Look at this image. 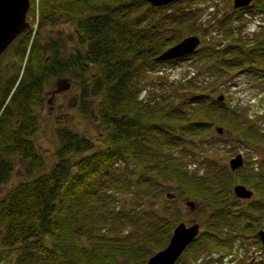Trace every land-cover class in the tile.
<instances>
[{
	"label": "trees",
	"instance_id": "16d2710c",
	"mask_svg": "<svg viewBox=\"0 0 264 264\" xmlns=\"http://www.w3.org/2000/svg\"><path fill=\"white\" fill-rule=\"evenodd\" d=\"M206 1L175 0L157 6L144 0L29 1L27 13L32 22L35 19L36 29L21 31L0 54V62L14 68L10 75H0V185L9 181L14 165L20 169L19 177L0 192V264L144 261L166 242L171 224L176 222L175 217L160 220L162 223L155 226H142L136 235L129 234L134 226L131 221H137V211H142L144 204H130L129 195L136 180L141 184L155 168L153 172L161 177L176 179L183 186L181 193L197 197L208 207L200 222L202 229L192 241L209 238L232 245L237 239L238 229L231 227L234 212L226 202L229 183L203 178L184 183L178 174L180 166L167 162L172 155L160 139L170 132L179 138L183 135L178 131L191 134L196 130L200 122L193 115L200 114L197 104L202 91L212 89L211 72L193 71L184 80L188 84L179 95L194 90L184 96L186 114L171 105L166 108L170 102H163L164 97L158 104H150L149 98L140 96L143 75L168 60L154 57L188 33L199 32L202 39L186 56H212L220 65L221 55L227 52L231 54L228 61L240 55H256L259 60L264 57V32L262 37L242 40L231 30V14L216 16L215 4ZM209 6L214 11H208V17L202 19L203 9ZM250 8L264 12V0H251L247 6L232 9ZM59 20L71 25L69 35L41 39L36 30ZM223 22L228 26L222 29L229 44L225 47L218 36ZM209 23L213 27L207 30L205 25ZM205 37L213 43L202 45ZM67 41L73 44L66 45ZM241 43L245 44L243 48ZM58 76L76 87L78 111L93 114L100 146L91 149L87 137L66 125L59 127L55 132L58 142L50 150L52 161L47 164L32 139L37 124L35 106L44 103V90ZM258 116V112H252L234 126L240 138L254 141L262 137L264 128L258 125ZM71 154L80 156L73 159ZM119 162L128 163L135 174L126 175L128 194L121 199L109 181ZM257 178L251 187L264 191V172L260 171ZM122 215L128 217L123 221L125 227L119 222ZM184 264L193 263L184 260Z\"/></svg>",
	"mask_w": 264,
	"mask_h": 264
},
{
	"label": "rangeland",
	"instance_id": "374dc122",
	"mask_svg": "<svg viewBox=\"0 0 264 264\" xmlns=\"http://www.w3.org/2000/svg\"><path fill=\"white\" fill-rule=\"evenodd\" d=\"M209 2L215 4L216 16L221 13L231 14V30L233 33L241 35L242 40L262 37L264 32L263 11L258 12L250 8L249 10L234 12L233 7H231V0H207L205 3ZM208 11H214V7H205L201 14L202 19L208 17ZM26 19L30 23L29 27L36 29L35 19L32 22L30 13L26 14ZM212 27V23L205 25L207 30ZM220 28L218 36L222 41V46L225 47L229 44L228 40L224 39L222 35V29L228 28V26L223 22ZM70 30L71 25L69 23L59 20L55 24L40 27L36 31L41 39L46 38L48 40L51 37L68 36ZM197 33L200 36V33ZM200 39H202V36H200ZM204 39L202 45L213 43L209 37ZM72 44L73 42L69 41L66 43V45ZM244 46L245 44L241 43V48ZM230 57V52L222 54V65L218 64L219 61L216 58L207 57V55L200 59L186 55L171 58L156 64L152 69L150 68L140 80L142 87L140 96L145 100L149 98L150 104H158V101L164 97L163 102H170L166 108L171 105L186 114L188 110L186 104L183 103L184 96L192 95L194 90L179 95V92L181 93V90L188 84L184 80L191 76L193 71H208L212 74L210 80L212 89L209 91L205 88L202 91L203 96L198 98L199 102L197 104L200 114L193 115V119L200 122L196 130L194 129L191 134L178 131L183 135L179 138L174 137V133L170 132L167 136H161L160 139L164 141V146L172 155L167 162L180 166L178 167V174L179 177H183L184 183L199 181L197 178L207 179V181L220 179L229 183L228 192L230 195H228L226 202L230 204L231 212H234L232 213L234 220L231 227H237L238 230H235L238 231V233L236 232L237 239L234 240L232 245H221V240H218V242L217 240L210 241L209 238L203 242L195 239L179 255L180 258L177 260V264H184V260L193 264L197 261L201 264H264V245L260 242L258 235L255 236L256 231L264 227V191L251 187L256 180H259L257 174L260 171L264 172V133L261 138L255 137L254 141H249L244 137L240 138L239 130H234V126H238L243 121L244 116H251L252 112L259 113L258 125L264 128V75L261 74L264 72V57L263 60H259L256 55L250 58L240 55L234 61H228L227 58ZM13 71V67H8L0 62V75L8 76ZM54 79L44 90L45 99L50 98L48 102L45 100L43 104L35 106L37 124L32 135L34 143L44 155L47 164L52 161L50 150L58 142L55 132L59 127L66 125L87 137L92 144L91 149L100 146L99 130L93 114L80 113L76 104L73 103L72 98L77 94L76 87L68 83L67 88L55 92L53 90L55 87ZM53 92L55 97L51 98ZM217 93L222 94L221 99L216 98ZM59 101H62V105L57 107ZM50 104H52L51 109H49ZM205 111L208 112L205 114L210 118L209 120L204 116ZM172 121L169 122L171 125ZM214 124L222 126L221 133L214 130ZM216 135L222 138L217 140ZM202 146L204 148L209 147V149L201 150ZM236 151L241 152L243 161L240 166L230 170L227 160ZM79 156L80 154H71L73 159ZM12 159L15 162L14 164H17L13 157ZM117 164L116 170L112 172L109 181L110 186H114L118 193L117 196L121 199L125 194H128L127 189L129 186L126 175L128 173L131 176L135 174L129 170L128 163L119 162ZM156 169L149 170L152 172L145 175V179L141 184L136 180V186L132 194L129 195L130 204L136 205L137 201L144 203L143 210L141 211L140 208L137 211V221H131L134 226H131L129 234L134 233L136 235L137 230L142 226H155L160 220H170L172 217L176 218V222L182 220L186 224L197 221L199 230H201L202 225L200 222L206 216L208 207L204 206L197 197L181 193V187L183 186H180L176 179L161 177L158 173L153 172ZM19 170V167L14 165L11 178L0 185V192L11 181L19 177ZM158 170H163V167ZM235 182L243 183L250 188L252 190L250 196L247 198L236 197L231 189V185ZM125 185L128 187H125ZM185 199L193 200L196 205L190 209L184 203ZM125 207L122 209V214L126 211L124 210ZM126 218L128 217L121 216L119 221L121 227H125L123 221H126ZM174 222L171 227L176 223ZM242 225H244V228L241 232L239 228ZM170 231L171 228L168 235ZM157 236L155 235V239H157ZM240 237L243 239L242 244L240 243Z\"/></svg>",
	"mask_w": 264,
	"mask_h": 264
},
{
	"label": "water",
	"instance_id": "95a60500",
	"mask_svg": "<svg viewBox=\"0 0 264 264\" xmlns=\"http://www.w3.org/2000/svg\"><path fill=\"white\" fill-rule=\"evenodd\" d=\"M30 0H0V54L11 43V41L24 29L29 28V21L26 19V12L29 7ZM152 6L163 5L175 0H144ZM251 0H232V6H244ZM200 42V37L196 33H188L179 38L177 41L166 46L160 51L154 59H170L180 55L187 54L194 50ZM59 84H55L54 91L65 89L68 86V81L65 77L58 76ZM64 82V84H60ZM217 99L222 98L221 93L216 94ZM217 133H221L223 128L219 124L213 125ZM242 154L240 151L229 156L227 163L230 170L242 164ZM233 194L236 197L247 198L252 193V190L246 187L243 183L236 182L231 185ZM167 194V193H166ZM184 203L192 209L196 203L191 199H185ZM199 223L193 221L186 224L184 221H177L171 229L165 244L154 250L144 261L136 264H173L177 257L181 254L184 248L197 235ZM257 235L260 242L264 245V227L257 230Z\"/></svg>",
	"mask_w": 264,
	"mask_h": 264
},
{
	"label": "flooded vegetation",
	"instance_id": "af4514ba",
	"mask_svg": "<svg viewBox=\"0 0 264 264\" xmlns=\"http://www.w3.org/2000/svg\"><path fill=\"white\" fill-rule=\"evenodd\" d=\"M57 81H59V80H56V78H55V79H54V85H55V84H59V82H57ZM60 81H61V80H60ZM61 82H62V81H61ZM60 84H64V82H62V83H60ZM55 87H56V85H55ZM55 87H54V88H55ZM53 90H54V89H53ZM55 92H57V91H55ZM51 93H52V92H51ZM53 95H54V92H53L52 96H50V97H51V98H54L55 96H53ZM49 99H50V98H46V99H45L46 102H48ZM72 99H73V103H74V105H75V104H76V95H74ZM61 105H62V101H59V102L57 103L56 106L59 107V106H61ZM49 107H50L49 109H51V108H52V104H50ZM256 232H257V231H256Z\"/></svg>",
	"mask_w": 264,
	"mask_h": 264
}]
</instances>
